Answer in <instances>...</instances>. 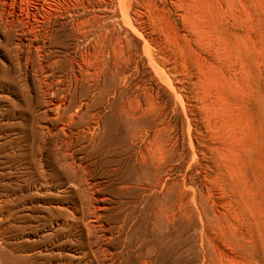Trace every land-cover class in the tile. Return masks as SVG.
Returning <instances> with one entry per match:
<instances>
[{
  "label": "rangeland",
  "instance_id": "obj_1",
  "mask_svg": "<svg viewBox=\"0 0 264 264\" xmlns=\"http://www.w3.org/2000/svg\"><path fill=\"white\" fill-rule=\"evenodd\" d=\"M0 264H264V0H0Z\"/></svg>",
  "mask_w": 264,
  "mask_h": 264
},
{
  "label": "bare ground",
  "instance_id": "obj_2",
  "mask_svg": "<svg viewBox=\"0 0 264 264\" xmlns=\"http://www.w3.org/2000/svg\"><path fill=\"white\" fill-rule=\"evenodd\" d=\"M8 20V19H7ZM18 38V37H17ZM39 54V53H38ZM46 71V70H45ZM41 72V71H40ZM59 106V105H58ZM145 262V261H144Z\"/></svg>",
  "mask_w": 264,
  "mask_h": 264
}]
</instances>
